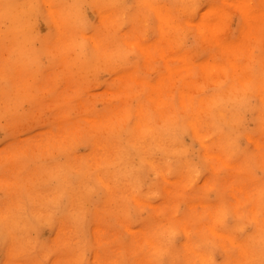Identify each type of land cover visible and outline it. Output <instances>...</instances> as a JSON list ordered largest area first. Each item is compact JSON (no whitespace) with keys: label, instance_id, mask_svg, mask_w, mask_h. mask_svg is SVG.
Returning <instances> with one entry per match:
<instances>
[{"label":"clouds","instance_id":"9594fccd","mask_svg":"<svg viewBox=\"0 0 264 264\" xmlns=\"http://www.w3.org/2000/svg\"><path fill=\"white\" fill-rule=\"evenodd\" d=\"M0 264H264V0H0Z\"/></svg>","mask_w":264,"mask_h":264}]
</instances>
